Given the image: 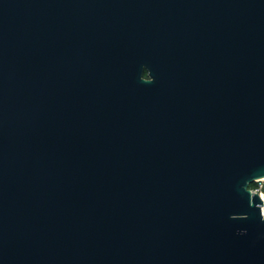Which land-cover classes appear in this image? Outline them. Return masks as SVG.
I'll use <instances>...</instances> for the list:
<instances>
[{
    "label": "water",
    "instance_id": "obj_1",
    "mask_svg": "<svg viewBox=\"0 0 264 264\" xmlns=\"http://www.w3.org/2000/svg\"><path fill=\"white\" fill-rule=\"evenodd\" d=\"M263 177L264 0H0V264H264Z\"/></svg>",
    "mask_w": 264,
    "mask_h": 264
},
{
    "label": "built area",
    "instance_id": "obj_2",
    "mask_svg": "<svg viewBox=\"0 0 264 264\" xmlns=\"http://www.w3.org/2000/svg\"><path fill=\"white\" fill-rule=\"evenodd\" d=\"M264 178V177H263ZM263 178H257L252 183L253 186L249 188L252 192H255L259 194L261 199L263 200V204L261 209L264 211V184H263Z\"/></svg>",
    "mask_w": 264,
    "mask_h": 264
},
{
    "label": "flooded vegetation",
    "instance_id": "obj_3",
    "mask_svg": "<svg viewBox=\"0 0 264 264\" xmlns=\"http://www.w3.org/2000/svg\"><path fill=\"white\" fill-rule=\"evenodd\" d=\"M171 39H183V38H178V37H176V38H171ZM143 77H144V78H147V77H148L146 71L143 72Z\"/></svg>",
    "mask_w": 264,
    "mask_h": 264
},
{
    "label": "trees",
    "instance_id": "obj_4",
    "mask_svg": "<svg viewBox=\"0 0 264 264\" xmlns=\"http://www.w3.org/2000/svg\"><path fill=\"white\" fill-rule=\"evenodd\" d=\"M253 186V183H251L248 187L251 188Z\"/></svg>",
    "mask_w": 264,
    "mask_h": 264
},
{
    "label": "rangeland",
    "instance_id": "obj_5",
    "mask_svg": "<svg viewBox=\"0 0 264 264\" xmlns=\"http://www.w3.org/2000/svg\"><path fill=\"white\" fill-rule=\"evenodd\" d=\"M263 184H264V178H263Z\"/></svg>",
    "mask_w": 264,
    "mask_h": 264
}]
</instances>
